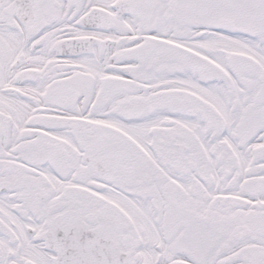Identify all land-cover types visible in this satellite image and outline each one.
<instances>
[{"label": "snow or ice", "instance_id": "snow-or-ice-1", "mask_svg": "<svg viewBox=\"0 0 264 264\" xmlns=\"http://www.w3.org/2000/svg\"><path fill=\"white\" fill-rule=\"evenodd\" d=\"M0 264H264V0H0Z\"/></svg>", "mask_w": 264, "mask_h": 264}]
</instances>
